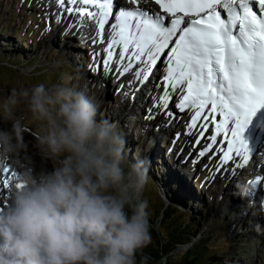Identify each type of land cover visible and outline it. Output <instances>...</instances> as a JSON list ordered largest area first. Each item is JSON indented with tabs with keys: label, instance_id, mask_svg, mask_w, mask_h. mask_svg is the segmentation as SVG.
Masks as SVG:
<instances>
[{
	"label": "clouds",
	"instance_id": "obj_1",
	"mask_svg": "<svg viewBox=\"0 0 264 264\" xmlns=\"http://www.w3.org/2000/svg\"><path fill=\"white\" fill-rule=\"evenodd\" d=\"M79 72L59 83L13 89L2 106L10 129H0V157L18 173L0 210V264H149L151 242L146 159H130L118 121L98 120L99 104ZM23 105L51 170H36L27 148ZM138 134L146 136L147 129ZM257 232L264 225L256 224ZM137 254L140 259L137 260Z\"/></svg>",
	"mask_w": 264,
	"mask_h": 264
},
{
	"label": "rangeland",
	"instance_id": "obj_2",
	"mask_svg": "<svg viewBox=\"0 0 264 264\" xmlns=\"http://www.w3.org/2000/svg\"><path fill=\"white\" fill-rule=\"evenodd\" d=\"M127 1L129 0H123L124 3ZM150 2L152 0L139 3L143 5L140 8L147 9L145 6H149ZM139 4L132 6L138 7ZM64 8H67V4ZM64 8L58 6L55 0H0V49L11 46V54L21 58L18 63L10 62L13 69L0 64V106L12 94L13 89L19 91L40 83L51 87L59 83V78L55 75L53 77L49 72L51 67L63 75L82 73L84 79L81 84L87 86L88 94L94 96L99 104L97 119L119 122L123 133L127 135L126 148L129 150L130 159H146L150 162L148 168L150 165L162 168L163 172L168 173V177L177 183L178 188H183L182 191H187L195 198V204L191 205L192 210L200 211L204 219L199 225L201 238L206 242L210 241L209 246L204 245L201 249V262L208 264L213 260L214 264H264V232L255 230L256 224L264 225V190L252 198L254 200L252 205L248 203L252 196L248 194V197L247 192L256 174L255 171H251L249 161L244 162L243 159L237 161L236 157L229 161L226 170L222 171L207 162L204 157L208 153L198 157V153L209 144L207 137L214 132L213 128L209 126L208 131L204 133L205 138L201 139L199 144L194 141L198 138V132L192 139L186 140L181 134L182 122L175 119L171 121L172 114L178 109L177 95L168 101L167 109L161 108V102L156 98L163 88V84L159 86V78L155 84H150L147 80L146 87L155 86L154 92L150 91L149 94V90L141 92L143 90L141 89L134 98L133 93L140 82L135 73L143 65L123 74L125 77L129 76V81L128 78L118 80V76L115 79L116 72L123 68V64H118V55H115L112 64H116L111 66L112 74L108 75L109 69L103 63L104 55L107 56L105 48L101 50L100 40L96 38L97 42L93 43V38L89 35L97 28L95 21L87 18V21L81 20L78 16L77 18L69 15ZM164 72L165 70L162 74ZM51 76L52 84L48 83ZM125 87L133 90V96L125 92ZM126 100H129V103ZM129 108L132 109L127 110ZM17 115L24 118L23 122L27 126L23 134L27 148L21 150L18 159L27 162V158H30L37 171L41 168L51 170L52 165L42 158L36 147L37 142L33 133L39 129L32 121L31 114L21 105L17 109ZM151 121L155 123L149 124ZM10 127L11 123L3 120L0 107V129ZM145 128L146 136L139 135L138 130ZM221 141L222 138L219 136L217 144L213 145L210 151L214 160L219 154L223 156L222 152L217 151L221 147ZM261 147L264 148V143ZM149 151L152 154V161L150 156L148 157ZM197 157L201 161L194 164L193 161ZM5 168L8 171H5ZM16 173L17 163L13 159L0 157V210L7 206L9 187ZM160 187L161 196L166 201L169 189L163 184ZM230 197L234 198V206L228 204ZM235 207L237 211L228 218L225 217V212ZM219 218L224 222H231L230 233H227L234 244L227 239L221 222L215 225ZM239 242L249 244L255 252L252 251V254L245 256L238 255L240 250L245 249L238 245ZM187 247V244L180 246L175 253L183 252ZM164 259L163 256L158 259L159 264H164Z\"/></svg>",
	"mask_w": 264,
	"mask_h": 264
},
{
	"label": "snow or ice",
	"instance_id": "obj_3",
	"mask_svg": "<svg viewBox=\"0 0 264 264\" xmlns=\"http://www.w3.org/2000/svg\"><path fill=\"white\" fill-rule=\"evenodd\" d=\"M55 2L61 8L76 6L64 11L95 21L98 34L114 17L103 63L108 67L118 55L120 75L134 62L143 64L135 73L141 84L167 49L162 107L168 108L170 93L182 94L176 107L192 113L186 134L198 132L196 144L205 138L209 124L215 125L207 137L211 143L198 157L210 152L223 134L227 150L217 149L223 153L221 164L236 157L248 162L253 144L264 133V0H154L160 13L140 7L114 12V0ZM141 2L149 0H129L131 5Z\"/></svg>",
	"mask_w": 264,
	"mask_h": 264
},
{
	"label": "trees",
	"instance_id": "obj_4",
	"mask_svg": "<svg viewBox=\"0 0 264 264\" xmlns=\"http://www.w3.org/2000/svg\"><path fill=\"white\" fill-rule=\"evenodd\" d=\"M25 44H27L26 41ZM10 47L11 46H6L0 49V62H2L0 64L13 69L11 63H18L21 58L18 55L11 54L10 51L12 50ZM49 72L53 77L57 76L61 81L63 73H58L60 71H57L54 67H51ZM51 79L52 76L48 79V83L50 84H52ZM120 130L123 133L121 128ZM123 135L125 139H127V135L124 133ZM151 155L149 151L148 157L150 156V161H152ZM168 176V173L165 174L162 168H157L156 165H150L148 168V183L144 189L142 198L146 199L149 204L147 211L149 212L152 242L143 249V253L152 257L149 264H159L158 259L162 256L165 258L164 264H205L203 261L201 262L200 252L204 245L210 244V241L206 242L201 238L202 234L199 225L200 222H204V219L200 211L196 212L192 210L193 208L191 205L196 202L194 201L195 198L193 195L187 193V191H182L181 189L183 188H178L177 183ZM178 180L180 179L178 178ZM162 184L169 189V193L166 195V201L162 198L160 193V186ZM234 203V198L230 197L228 204L234 206ZM236 211V207L228 209V211L225 212V217L227 216L228 218ZM241 218L243 217L241 216ZM218 222H221L227 239H230L227 232H229L232 227L231 222H224L222 218H219L216 220L215 225H218ZM235 236H237V234ZM230 241L232 242V239H230ZM186 244L188 247L183 252L178 254L175 253L178 247ZM238 245L245 248L244 250H240L239 254L236 253L240 256L252 254V251H254L250 248L249 244L244 242H239ZM176 257L178 258L176 259ZM139 259L140 254H137V260ZM212 261L213 260H210L208 264H214Z\"/></svg>",
	"mask_w": 264,
	"mask_h": 264
},
{
	"label": "bare ground",
	"instance_id": "obj_5",
	"mask_svg": "<svg viewBox=\"0 0 264 264\" xmlns=\"http://www.w3.org/2000/svg\"><path fill=\"white\" fill-rule=\"evenodd\" d=\"M69 6H71V7H76V6H74V5H68L67 4V7H69ZM140 6H143V5H141V4H139L138 5V7H140ZM120 7H123V8H136L137 6H132L130 3H129V1H127L126 3H124L123 2V0H114V12L115 11H118L119 10V8ZM147 9H149L150 11H154V12H157V13H160L161 12V10H160V8H159V6L158 5H156L155 4V2H154V0H152V2H150L149 3V6H145ZM91 10H93V11H95V9H91ZM66 15V14H65ZM69 15H74V16H78L79 17V15L78 14H76V13H73V14H69ZM77 17V18H78ZM67 18H68V16H67ZM86 16L85 17H83V18H81V17H79V19H85L86 20ZM167 19H170V18H168V17H166V20ZM87 20H88V18H87ZM86 20V21H87ZM115 22V20H114V17H109V24H107L106 26H105V31H104V33H102V34H98L99 33V29H98V26H97V28H96V30L95 31H92L91 33H89V35H90V37H92L93 39H96V38H98L100 41H101V39H103V41L104 40H106V38H107V40L106 41H104L102 44H101V50H103L104 48H106L107 47V42H108V39H109V37H110V32H111V23H114ZM92 39V40H93ZM167 50V49H166ZM166 50H165V52L161 55V59L159 60V61H157V64H156V66H154V68H153V71L149 74V82L148 81H145L144 83H145V85L144 84H142L141 85V83L139 82L138 83V85H137V90H136V92L135 93H133L135 96H134V98L136 97V96H138V94H139V92L141 91V89H143L141 92H143L144 90H149V94H150V91L152 92H154L155 90H154V88H155V86H153V88H151V86L149 85V87L150 88H148V87H146V84H147V82L148 83H150V84H155V82H158L159 81V78H160V83H159V86H161L162 85V78H161V75H162V73H163V71L166 69V64L164 63V60L166 59ZM117 53L119 52V47L117 46V48H116V50H115ZM102 52V51H101ZM106 58V56L104 55V59ZM116 64V63H115ZM114 64V65H115ZM113 64H111V65H109L108 66V69H109V72H108V75L109 74H112L111 72H112V70H110V68H111V66H114ZM143 64H140V63H135L134 62V64H133V68L131 69V70H134V69H137V68H139L140 66H142ZM118 76V80H120V79H124V80H126L127 78H128V81H129V76H124V75H120L119 74V71H117L116 72V74L114 75V78L115 77H117ZM136 77V76H135ZM107 78H105V80H106ZM116 79V78H115ZM164 88V87H163ZM162 88V90H161V92L157 95V101L159 100L160 101V97L164 94V89ZM124 89V88H123ZM151 89V90H150ZM125 92H129V94L130 95H132V92H133V90L131 89V88H129V87H125ZM178 93L179 92H177V93H170V96H171V98L169 99V100H171L172 98H174L176 95H178ZM144 94V93H143ZM157 94V93H156ZM133 96V95H132ZM144 96H145V94H144ZM133 98V99H134ZM181 100V99H180ZM152 101V100H151ZM156 101V100H155ZM154 101V102H155ZM126 102L127 103H129V100H126ZM141 102L143 103V100H141ZM132 103V102H131ZM156 103V102H155ZM158 104V103H157ZM131 107H132V104H131ZM161 108H163V107H161ZM132 108H129V109H127V110H131ZM164 109V108H163ZM123 111H125V108H124V110ZM152 111V110H151ZM172 111V110H171ZM141 112V111H140ZM152 114L154 113L153 111L151 112ZM171 114H172V112H171ZM191 114L192 113H190L187 109H185L183 112H181L179 109H177L176 110V112H174V114H172V119H171V121H181L182 122V127H183V130L181 131L182 133L181 134H183L184 135V137H185V139L187 140V139H192L193 138V135H187L186 133H187V128H186V124L188 123V122H190V119H191ZM155 117V116H154ZM175 119V120H174ZM152 123H155V121H151L149 124H152ZM209 126H211L212 128H213V131H214V129H215V126H213V125H211V124H209ZM206 133V132H205ZM210 133V132H209ZM214 134V132H212V134L211 135H213ZM205 135V134H204ZM221 138H222V141H223V143H221L220 142V144H221V147L223 148V149H225V150H227V140L225 139V137L223 136V134H221V135H219ZM219 136H217V141H218V137ZM260 137H261V139L260 140H258V141H256L254 144H253V152H252V154L250 155V157H249V165L251 166V171H255L256 172V174H255V178H254V180L252 181V183L250 184V188H249V190H248V192H247V196L249 197V195L250 196H252V197H250L251 198V201H248V203H251L250 205H252V203H254V200H252V198H254L255 197V195L257 194V193H259V192H262V190H264V187L262 188V184H264V148H262L261 146H262V143H264V133H260ZM197 139H194V141H196ZM209 143H211V141L209 140L208 141ZM182 146V145H181ZM220 147V148H221ZM151 152V151H150ZM211 153L210 152H208V154L204 157L206 160H207V162L208 163H210V165L211 166H213V167H218V168H220L222 171H224V170H226V168H227V165H228V163L227 164H221V156H220V154L219 155H217L216 156V159L214 160L212 157H211ZM234 155V154H233ZM259 158H261V160L259 161L258 159ZM243 158L242 157H237L236 158V160L237 161H240V160H242ZM195 160L197 161L196 163L197 164H199L200 163V159H198V157H197V159L195 158ZM217 160H218V162H217ZM235 171L233 170L232 171V174H233V176H234V173ZM17 174V173H16ZM249 194V195H248ZM246 195V194H245ZM245 199H247L246 198V196H245ZM247 214V213H246Z\"/></svg>",
	"mask_w": 264,
	"mask_h": 264
}]
</instances>
